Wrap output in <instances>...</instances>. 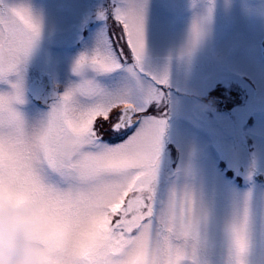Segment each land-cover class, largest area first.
<instances>
[{
    "label": "snow or ice",
    "instance_id": "obj_1",
    "mask_svg": "<svg viewBox=\"0 0 264 264\" xmlns=\"http://www.w3.org/2000/svg\"><path fill=\"white\" fill-rule=\"evenodd\" d=\"M111 20L118 33L101 28L76 59L81 79L29 120L16 105L40 24L25 4L0 0V80L10 84L0 92V178L32 193L50 264H264V170L162 163L167 117L151 109L165 104L168 75L143 66L144 5L113 0ZM199 35L194 23L193 44ZM116 71L114 85L95 78Z\"/></svg>",
    "mask_w": 264,
    "mask_h": 264
},
{
    "label": "rangeland",
    "instance_id": "obj_2",
    "mask_svg": "<svg viewBox=\"0 0 264 264\" xmlns=\"http://www.w3.org/2000/svg\"><path fill=\"white\" fill-rule=\"evenodd\" d=\"M141 2L143 66L156 75L167 71L168 86L172 88L166 92L165 104L151 109L154 113L164 111L167 117L162 163H185L197 171L209 166L223 168V164L230 174L235 170L243 173L247 167L240 143L250 137L255 144L250 167L264 170V0ZM5 3L25 4L40 24V35L22 67L25 102L16 105L27 119H39L50 107L42 110L31 103L30 84L38 83L49 72L62 93L81 79L72 71L79 55L96 46L101 28L108 33L119 31L111 20L113 0ZM102 10L105 19L99 18ZM194 23L200 35L193 44ZM85 75L95 74L89 70ZM122 76L116 71L95 78L114 85ZM14 79V75L9 76V80ZM215 88L216 94L225 98V107L207 101ZM8 90L10 84L0 80V92ZM248 118L251 125L246 123ZM169 142L171 148H167Z\"/></svg>",
    "mask_w": 264,
    "mask_h": 264
},
{
    "label": "clouds",
    "instance_id": "obj_3",
    "mask_svg": "<svg viewBox=\"0 0 264 264\" xmlns=\"http://www.w3.org/2000/svg\"><path fill=\"white\" fill-rule=\"evenodd\" d=\"M47 229L30 190L0 178V264H50L51 256L40 238Z\"/></svg>",
    "mask_w": 264,
    "mask_h": 264
},
{
    "label": "water",
    "instance_id": "obj_4",
    "mask_svg": "<svg viewBox=\"0 0 264 264\" xmlns=\"http://www.w3.org/2000/svg\"><path fill=\"white\" fill-rule=\"evenodd\" d=\"M29 92L39 101H48L52 97L54 90L49 79L46 77L43 79L41 86H38V84H32L29 88Z\"/></svg>",
    "mask_w": 264,
    "mask_h": 264
}]
</instances>
